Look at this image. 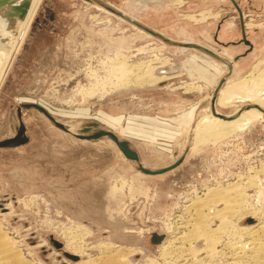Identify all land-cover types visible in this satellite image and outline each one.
Instances as JSON below:
<instances>
[{"label": "rangeland", "instance_id": "rangeland-1", "mask_svg": "<svg viewBox=\"0 0 264 264\" xmlns=\"http://www.w3.org/2000/svg\"><path fill=\"white\" fill-rule=\"evenodd\" d=\"M102 1L166 37L213 49L234 63L228 79L241 78L255 64L254 74L264 69V0ZM98 5L94 0H37L0 79V141L15 136L21 125L25 130L24 141L0 146V222L32 264L78 260L66 245L69 229L92 255L99 244L111 241L124 245L135 263L151 256L160 262L161 245L153 234H173L171 226L185 216L192 199L227 182L244 183L254 174L245 186L246 202L264 206V113L242 129L191 149L194 124L209 113L212 91L227 65L197 49L169 44ZM124 55L129 62L150 59L151 76L168 77L104 94L95 85L89 93L102 79L106 84L113 80L110 66ZM247 102L215 106L230 113ZM33 103L65 129L36 107L25 106ZM168 110L191 117L175 121L183 127L172 137L165 133L174 123ZM115 114L121 115L122 127L112 122ZM132 114L135 122L142 115L153 119L162 131L152 135L149 126L144 132L128 131L127 115ZM100 129L126 141L137 159L125 156L107 135L87 137ZM177 160L164 172L141 170ZM245 216L234 221L253 223Z\"/></svg>", "mask_w": 264, "mask_h": 264}, {"label": "bare ground", "instance_id": "bare-ground-1", "mask_svg": "<svg viewBox=\"0 0 264 264\" xmlns=\"http://www.w3.org/2000/svg\"><path fill=\"white\" fill-rule=\"evenodd\" d=\"M36 2L37 0L29 1L23 18L17 19L13 26L7 22L5 17L0 15V79L25 32ZM99 5V8L104 9ZM123 12H121L122 14H118V19L123 20V17L126 19L127 16L136 20L133 16L131 17L125 14L127 12ZM188 16L194 17V14H189ZM183 42L190 43L193 41L189 40ZM197 44H200V42ZM164 59L165 62L167 58ZM226 60L231 62L229 59ZM150 61V59L146 58L144 60H132L129 62L124 55L121 60L118 59L117 62L114 64L112 63L110 66L108 72L109 75L110 72L113 74V80L106 84L103 82L104 79H102L101 83L93 84L92 87L88 88V92L94 93L93 90L95 85L99 86L98 92L104 94L113 88H126L130 85H142L144 83L150 84L154 81H163L166 79L168 77L166 74L151 76V70L154 68ZM222 63L227 65L225 62ZM233 64L234 63L231 62L232 70ZM255 65L252 66L253 68L248 71V73L236 80L228 79L232 73L231 71L230 75L219 88L215 99V105H219L220 107H227L239 99L240 101L248 100L249 103L247 102L245 105L249 106H243V109L237 112L239 109L238 107L230 113L220 112L215 106V112H212L210 109L209 113L201 115L193 127L195 140L191 149L194 148L195 145H199V143L203 144V142L212 140L214 142V140H218L227 134L242 129L263 115L260 109L264 110V69H256L258 73L254 74ZM106 86L109 89H106ZM254 105L258 106V108L254 107ZM218 113L225 115L226 118L219 117L217 115ZM16 125L18 126V123H16ZM254 176L255 174L252 176L253 179H255ZM248 178L249 179L244 181L245 184L241 181L239 183L227 182L220 187H214L203 197L192 199L186 205L185 216L178 217L177 224L171 226L172 228L174 227V230L172 229L173 234L168 236V234L163 232L154 235L155 241L158 240L161 245L158 256H156L160 259V262H157V258V260H155L151 258L152 256L149 258L146 256L149 260L146 263L145 261L142 263L264 264V206L254 208V206L249 207V203L247 205L246 198L247 195L250 196V194L246 193L245 186H250L252 184V178ZM244 215L250 216L253 219V223L250 225H240L234 221L235 217L240 219ZM73 223L76 224L77 222ZM6 230L3 223L0 222V264H32L29 262L30 260L28 261L25 258L12 237L7 234ZM69 231L71 230L69 229ZM69 231L65 232L67 237L66 245L74 252L72 256H78V260L71 261L67 259L66 264H141L139 262H133V255H131L133 256V260L130 259V256H127V250L124 245L119 246L115 244L116 242L112 243L111 241L106 243H104L105 241L103 243L98 242L102 243L98 246L100 250L97 251V249L92 248L97 251L95 255H92L90 254L92 252L89 253L84 242L76 238L78 236L74 235V233L70 234ZM87 232L88 231L85 233ZM128 253L131 252L128 251ZM84 255H86V257H84ZM146 257H144V259Z\"/></svg>", "mask_w": 264, "mask_h": 264}, {"label": "water", "instance_id": "water-1", "mask_svg": "<svg viewBox=\"0 0 264 264\" xmlns=\"http://www.w3.org/2000/svg\"><path fill=\"white\" fill-rule=\"evenodd\" d=\"M29 1L30 0H0V15L5 17L7 22L11 26H13L17 19L23 18L24 14L26 12V9L28 7ZM94 1L97 2L98 4H100L101 6H103L104 8L108 9L109 11L115 13V14H122L119 10H116L115 8L111 7L110 5L103 2L102 0H94ZM126 20L130 21L131 23H134L136 26L140 27L141 29L149 32L150 34L160 38L161 40H163L169 44L178 45V46H185L187 48H194V49H197L199 51L205 52L206 54L215 58L218 61L227 63V66H228L227 72L218 80V83L214 87L212 94H211L210 109L212 112H215V99H216L219 88L225 82L226 78L230 75V73L232 71L231 62H228L223 56H221L220 54L215 52L213 49H210L206 46H203V45L197 44V43H193V42L185 43L183 41L174 40V39H171V38H168V37L162 35L161 33H159L156 30H153L152 28L140 23L139 21L133 20L130 17L126 16ZM243 41L249 45V48L252 47V43L248 39H246L245 34H243ZM25 106L36 107L48 119H50L55 125H57L58 127L62 128V129H65L64 125L61 122L57 121L52 115H50L42 106H40L38 104H34V103L33 104H26ZM243 106L247 107L249 105H243ZM243 106L239 107L237 112L241 111L243 109ZM254 107L258 108V106H256V105H254ZM260 110L264 113L263 109H260ZM17 111H18L17 113L19 115L20 114V108H18ZM217 115L219 117L226 118L225 115H223V114L218 113ZM24 133H25L24 127L21 125L18 132L16 133V135L11 137V138L1 140L0 146L11 145V144L16 143V142L24 141L25 140ZM103 135L109 136L115 142V144L119 147V149L123 152V154L125 156L133 158V159H137V155L135 154V152L132 149L129 148L128 143L126 141L119 140L117 135L110 130L100 129V130H97V131L89 134L87 137L88 138H96V137H100ZM179 161L180 160H177L175 163H173L167 167L160 168V169L148 170V169L141 167V170H143L146 173H152V174L153 173H160V172H164L168 169L175 167L179 163ZM154 235L155 234H153V240H155Z\"/></svg>", "mask_w": 264, "mask_h": 264}, {"label": "crops", "instance_id": "crops-1", "mask_svg": "<svg viewBox=\"0 0 264 264\" xmlns=\"http://www.w3.org/2000/svg\"><path fill=\"white\" fill-rule=\"evenodd\" d=\"M171 103L172 102H169V104H171ZM160 104L162 106L168 105V101L167 100H160ZM168 112H167V115L169 117H171V119L174 120V123H168L167 124V126H169V127H167L168 129H166L167 132H165V133H166V136L172 137V136H176L177 133L180 132V130L183 127V124L178 126L175 123V121L178 120L180 122L183 118H186V119L189 118L190 119L191 117H190V114L188 112H186V113H179V114H177V113L176 114L175 113H170V110H168ZM161 114H163V112ZM129 116H130V119L128 121L129 123H127V125H126V128L128 129V131H129V129H132L130 131H135L136 130V131L144 132L145 129H147V126H149L150 127V130H152V132H153L152 135H154V133H156V132L158 134V133H160L162 131V130L159 131V129H158L159 128V124H157L156 121L153 122V123H151L152 120H153L151 118L148 119V117L142 115L141 117H139L140 121L138 120L139 122L138 121L135 122L134 119L135 118H138L137 115L136 114L127 115V117H129ZM163 116H165V115H163ZM156 117H160V116L156 115ZM120 118H121V115L115 114L114 117H113L114 121H112V122H114V124L116 123L117 125H119L118 127H122L120 125V122H119V119ZM135 120H137V119H135ZM147 122H149V123H147Z\"/></svg>", "mask_w": 264, "mask_h": 264}]
</instances>
